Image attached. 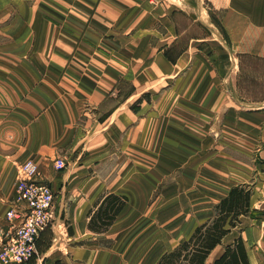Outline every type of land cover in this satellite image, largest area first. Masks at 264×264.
Returning a JSON list of instances; mask_svg holds the SVG:
<instances>
[{
    "label": "crops",
    "instance_id": "0c3cea01",
    "mask_svg": "<svg viewBox=\"0 0 264 264\" xmlns=\"http://www.w3.org/2000/svg\"><path fill=\"white\" fill-rule=\"evenodd\" d=\"M261 68L264 0H0V218L27 160L54 195L30 264H157L232 187L264 205ZM249 220L204 264H264Z\"/></svg>",
    "mask_w": 264,
    "mask_h": 264
},
{
    "label": "built area",
    "instance_id": "2783aa9c",
    "mask_svg": "<svg viewBox=\"0 0 264 264\" xmlns=\"http://www.w3.org/2000/svg\"><path fill=\"white\" fill-rule=\"evenodd\" d=\"M65 166L63 158L53 162L56 171H62ZM39 176L33 161L20 165L14 197L0 218V264H30L36 256L41 232L54 220L53 192Z\"/></svg>",
    "mask_w": 264,
    "mask_h": 264
},
{
    "label": "trees",
    "instance_id": "16d2710c",
    "mask_svg": "<svg viewBox=\"0 0 264 264\" xmlns=\"http://www.w3.org/2000/svg\"><path fill=\"white\" fill-rule=\"evenodd\" d=\"M250 196L249 187H232L228 195L216 205L213 220L198 226L187 241L179 244L173 251L162 255L157 264H204L209 253L221 244L224 236L231 229L236 228L240 216L251 218ZM109 198L111 202L108 209L113 211V217L123 207L125 199L109 195L102 204ZM213 264H248L242 239L238 237L227 245L223 254Z\"/></svg>",
    "mask_w": 264,
    "mask_h": 264
},
{
    "label": "rangeland",
    "instance_id": "374dc122",
    "mask_svg": "<svg viewBox=\"0 0 264 264\" xmlns=\"http://www.w3.org/2000/svg\"><path fill=\"white\" fill-rule=\"evenodd\" d=\"M260 72L263 73L264 68L263 69L261 68ZM251 181L255 182V177L252 178ZM258 207L259 208L252 210L251 218L249 217L250 220H254V223L251 224L252 222L250 220H249V222L248 221H246V222L248 225H252V226H254V228H256V230H258L259 233L257 231L254 232L255 237L260 234V236L262 235V237L264 238V235H263V232H264V205H259ZM250 237H251V235H250ZM262 237H261V239H262Z\"/></svg>",
    "mask_w": 264,
    "mask_h": 264
}]
</instances>
